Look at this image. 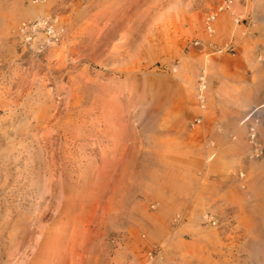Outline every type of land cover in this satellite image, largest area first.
<instances>
[{"label": "rangeland", "instance_id": "374dc122", "mask_svg": "<svg viewBox=\"0 0 264 264\" xmlns=\"http://www.w3.org/2000/svg\"><path fill=\"white\" fill-rule=\"evenodd\" d=\"M261 2L0 0V264H264Z\"/></svg>", "mask_w": 264, "mask_h": 264}, {"label": "bare ground", "instance_id": "6f19581e", "mask_svg": "<svg viewBox=\"0 0 264 264\" xmlns=\"http://www.w3.org/2000/svg\"><path fill=\"white\" fill-rule=\"evenodd\" d=\"M45 6V5H44ZM32 7V6H31ZM31 13H34V10H31ZM40 17V16H39ZM45 23V21L44 22H40V25L41 24H44ZM53 33H56L55 32V30H54V32H52L51 34H53ZM177 71V70H176ZM205 73V72H204ZM201 79V81H202V83L201 84H199V87H198V94H197V98H198V100H199V102H200V106H201V108H204L205 107V103H206V96H205V92H206V85L204 84V80H205V78L204 77H202V78H200ZM242 104V103H241ZM248 105H250V104H248ZM248 105H246L245 107L247 108V106ZM264 107V106H263ZM262 107V108H263ZM248 108H249V106H248ZM263 113V112H262ZM256 130H257V127L256 126H254V128H252L251 129V131H250V139H253V141H255L256 139H257V132H256ZM262 150L263 149H261V148H258L255 152H256V154L257 155H261L262 154Z\"/></svg>", "mask_w": 264, "mask_h": 264}, {"label": "crops", "instance_id": "0c3cea01", "mask_svg": "<svg viewBox=\"0 0 264 264\" xmlns=\"http://www.w3.org/2000/svg\"><path fill=\"white\" fill-rule=\"evenodd\" d=\"M256 9H257L258 14H264V6H263V2H261L260 4H257V5H256ZM249 64H250V66H251L252 68H254V67H256V65H258L254 60L250 61ZM263 103H264V100L261 101L258 105H254V106H252V105L250 104V105L252 106V110L250 111V113H251L252 116L259 115V113H260L259 110L262 109L261 105H262Z\"/></svg>", "mask_w": 264, "mask_h": 264}, {"label": "built area", "instance_id": "2783aa9c", "mask_svg": "<svg viewBox=\"0 0 264 264\" xmlns=\"http://www.w3.org/2000/svg\"><path fill=\"white\" fill-rule=\"evenodd\" d=\"M224 7L226 9L229 7L227 2L224 3V6L219 8V11H222L224 9ZM216 19H217V13H213L207 18L206 27H207V30L210 33H214L215 32L214 23H215ZM195 45L199 46V45H201V42L200 41H196ZM232 50L234 51V49H232ZM201 83H202V81H201Z\"/></svg>", "mask_w": 264, "mask_h": 264}]
</instances>
